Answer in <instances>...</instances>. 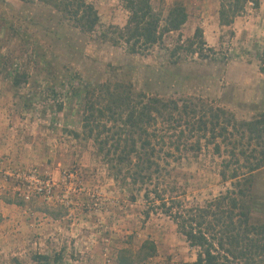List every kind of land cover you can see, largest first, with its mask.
<instances>
[{
  "label": "rangeland",
  "instance_id": "obj_1",
  "mask_svg": "<svg viewBox=\"0 0 264 264\" xmlns=\"http://www.w3.org/2000/svg\"><path fill=\"white\" fill-rule=\"evenodd\" d=\"M150 1L161 19L173 4L183 5L187 21L178 33L165 35L163 44L131 55L101 38L109 27L125 25L121 0H86L99 17L91 34L41 0H0V264H35L36 254L49 256L52 264H117L120 250L136 251L145 240L156 246L145 264L196 261V250L174 223L143 199L153 187L120 184L114 166L82 135L83 98L62 89L76 85L78 77L85 83L120 82L166 100L201 98L237 120H250L264 112L256 58L264 53V0L256 9L247 6L230 27L219 25L221 0ZM196 29L215 53L205 52L206 59L172 56L175 41L191 39ZM16 74L26 82L14 86ZM201 145L200 151L186 145L171 150L165 187H158L187 207L231 189L219 176L231 146L220 143L217 153L215 144ZM8 168L36 169L54 185L52 196L4 177ZM254 196L255 216L263 219L264 169L257 172Z\"/></svg>",
  "mask_w": 264,
  "mask_h": 264
},
{
  "label": "trees",
  "instance_id": "obj_2",
  "mask_svg": "<svg viewBox=\"0 0 264 264\" xmlns=\"http://www.w3.org/2000/svg\"><path fill=\"white\" fill-rule=\"evenodd\" d=\"M41 1L65 14L83 34L93 33L98 26V14L86 0ZM121 3L128 14L125 25L109 27L101 38L113 46H123L131 55H144L163 44L165 35L178 33L187 21L186 10L179 3L173 4L164 19L150 0ZM249 5L256 9L259 0H221L219 25L230 27ZM206 47L202 31L196 29L191 39L176 40L170 53L206 59L205 52L215 53ZM256 58L264 79V53ZM26 79L16 74L12 83L17 86ZM76 82L62 90L83 98L82 135L92 140L97 152L114 166L121 185L153 187L145 189L143 199L169 218L188 246L196 250L194 264H264V218H257L254 211L257 172L264 169V112L250 120H237L231 112L201 98L166 100L135 92L125 83H85L79 77ZM57 109L62 110V103ZM201 141L215 144L217 153L220 143L231 146L229 159L221 163L219 171L221 181L230 182L231 189L202 206L187 207L158 187H165L164 166L172 158L171 150L180 152L186 145L200 151ZM241 168L246 172L240 173ZM155 255L154 242L145 240L136 251L120 250L116 261L145 264ZM32 260L52 264L46 255L36 254Z\"/></svg>",
  "mask_w": 264,
  "mask_h": 264
},
{
  "label": "built area",
  "instance_id": "obj_3",
  "mask_svg": "<svg viewBox=\"0 0 264 264\" xmlns=\"http://www.w3.org/2000/svg\"><path fill=\"white\" fill-rule=\"evenodd\" d=\"M4 175V177H10L19 182L22 187L32 189L36 195L45 198H50L52 196V188L54 185L49 180L43 179L36 169L24 171L8 168L4 171Z\"/></svg>",
  "mask_w": 264,
  "mask_h": 264
},
{
  "label": "crops",
  "instance_id": "obj_4",
  "mask_svg": "<svg viewBox=\"0 0 264 264\" xmlns=\"http://www.w3.org/2000/svg\"><path fill=\"white\" fill-rule=\"evenodd\" d=\"M9 160H11V159H9ZM5 162H8V161L5 160ZM5 162H4V163H5ZM8 163H9V162H8ZM5 164H6V163H5Z\"/></svg>",
  "mask_w": 264,
  "mask_h": 264
}]
</instances>
